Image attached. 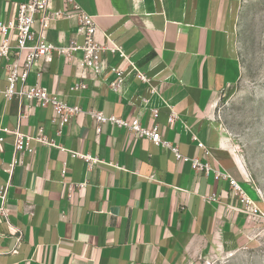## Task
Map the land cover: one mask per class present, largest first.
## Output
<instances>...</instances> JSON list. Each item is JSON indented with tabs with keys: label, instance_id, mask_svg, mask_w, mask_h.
Instances as JSON below:
<instances>
[{
	"label": "crops",
	"instance_id": "1",
	"mask_svg": "<svg viewBox=\"0 0 264 264\" xmlns=\"http://www.w3.org/2000/svg\"><path fill=\"white\" fill-rule=\"evenodd\" d=\"M27 1L0 0V22L13 20L19 4ZM239 1L74 0L94 17L96 41L106 45L108 35L149 81L128 75L123 91L114 92L109 68L125 64L109 53L103 54L104 73L97 77L76 66L81 52L72 64L57 56L48 66L38 62L26 83L38 80L83 112L60 132L51 122V107L4 98L7 60L0 58V128L31 137L42 128L62 148L31 141L34 153L15 155L14 137L4 135L0 208L6 215L0 216V264H193L215 249L241 246L251 218L228 180L215 178V172L250 186L256 205L258 195L244 180L231 141L213 118L221 94L241 74L233 42V11ZM51 8L72 12L66 0H52ZM76 28L74 15L53 21L46 40L55 46L72 40L81 44ZM37 29L34 24L33 31ZM13 35L8 33L12 47ZM77 82L86 89L70 92ZM91 110L137 119L143 128L157 127L179 154L208 164L211 171L196 172L170 150L125 128L106 123L97 133L87 114Z\"/></svg>",
	"mask_w": 264,
	"mask_h": 264
},
{
	"label": "built area",
	"instance_id": "2",
	"mask_svg": "<svg viewBox=\"0 0 264 264\" xmlns=\"http://www.w3.org/2000/svg\"><path fill=\"white\" fill-rule=\"evenodd\" d=\"M52 0H28L25 3L19 4L15 18L8 22H0V58L7 60V88L3 92L4 98L7 101L12 99L24 100L32 102L36 107L46 108L51 107L53 110L52 124L56 125L58 132L67 125L74 117L83 114L78 106H68L58 95L51 93L48 89L40 86L38 80L34 85L29 86L26 81L32 69L36 67L38 62H43L45 66L51 64L54 57H61L67 64H72L76 61L75 54L82 53V58L76 63V66L91 75L97 77L104 73L103 54L118 55L124 62L125 66L110 67V72L115 76V80L109 84L110 88L121 93L124 88L125 80L128 75H133L143 83L149 80L146 76L140 73L129 60L122 48L112 41L108 35H104L107 41L106 45L99 44L96 41L98 28L94 17L82 12L74 3V0H66L72 5V12H64L53 10L51 8ZM73 13V14H70ZM76 16L77 28L76 35L82 38V43L78 44L72 40L67 46H55L46 40V31L53 21H59ZM34 24H38L37 31H33ZM14 47L10 45L8 37L9 32H13ZM86 89V84L77 82L70 87V92H78ZM144 102H146L144 100ZM87 114L96 123V132H100L102 124L109 123L118 128H125L131 134L138 138H145L152 142L155 146L170 150L174 153L177 160L189 162L194 171L208 175L211 168L208 164H202L195 159H190L178 153L177 149L171 147L168 142L162 139L157 127L152 129L143 128L137 119L126 121L115 116L105 117L101 112L91 110ZM155 116L157 112H154ZM24 115L19 116L22 120ZM174 114L169 117V122H173ZM4 135H12L14 137L13 150L14 154L19 153H34L30 147L31 141L37 142L42 146L53 147L62 150L52 140L44 135L42 128L38 129V134L34 137L25 135L19 130H9L8 128H0V150L4 142ZM202 146L201 144H199ZM73 157H81L90 165L97 163L96 159H91L89 156H81L73 152H69ZM14 164L17 161H13ZM21 163V161H19ZM64 173V172H63ZM215 178L222 177L228 180L229 185L235 195L238 196L242 210L247 213L250 218H257L262 214L261 209L253 202L241 189L239 184L228 174L215 172ZM6 211L0 208V216L5 217Z\"/></svg>",
	"mask_w": 264,
	"mask_h": 264
},
{
	"label": "rangeland",
	"instance_id": "3",
	"mask_svg": "<svg viewBox=\"0 0 264 264\" xmlns=\"http://www.w3.org/2000/svg\"><path fill=\"white\" fill-rule=\"evenodd\" d=\"M234 48L241 74L223 92L214 120L231 141L242 176L258 195L262 214L251 218L244 241L235 250H213L193 264H264V0H240L233 11ZM253 198L250 186L240 183Z\"/></svg>",
	"mask_w": 264,
	"mask_h": 264
}]
</instances>
